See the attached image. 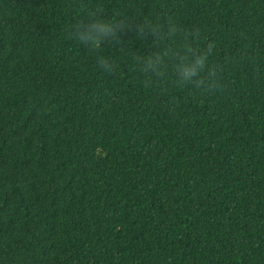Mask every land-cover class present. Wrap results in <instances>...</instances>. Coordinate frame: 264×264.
<instances>
[{"label":"trees","instance_id":"1","mask_svg":"<svg viewBox=\"0 0 264 264\" xmlns=\"http://www.w3.org/2000/svg\"><path fill=\"white\" fill-rule=\"evenodd\" d=\"M96 9L199 29L221 87H143L150 37L67 38ZM0 264H264V0H0Z\"/></svg>","mask_w":264,"mask_h":264},{"label":"clouds","instance_id":"2","mask_svg":"<svg viewBox=\"0 0 264 264\" xmlns=\"http://www.w3.org/2000/svg\"><path fill=\"white\" fill-rule=\"evenodd\" d=\"M87 15V22L78 20L69 25L67 38L93 51L98 52L108 42L124 45V38L130 34L140 39L151 38L156 50L147 55L133 56L135 70L140 75L143 87L164 84L201 94L221 87L226 62H210L215 44L209 42L206 47H200L202 36L199 29L178 27L171 17L166 23L149 19L133 22L115 17L105 20L99 18L102 15L99 9ZM96 63L109 74L115 71V64L103 55H97Z\"/></svg>","mask_w":264,"mask_h":264}]
</instances>
